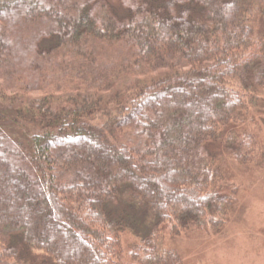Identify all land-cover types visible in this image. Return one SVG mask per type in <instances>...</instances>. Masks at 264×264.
I'll use <instances>...</instances> for the list:
<instances>
[{
  "label": "trees",
  "instance_id": "16d2710c",
  "mask_svg": "<svg viewBox=\"0 0 264 264\" xmlns=\"http://www.w3.org/2000/svg\"><path fill=\"white\" fill-rule=\"evenodd\" d=\"M263 112L264 0H0V264H184Z\"/></svg>",
  "mask_w": 264,
  "mask_h": 264
},
{
  "label": "rangeland",
  "instance_id": "374dc122",
  "mask_svg": "<svg viewBox=\"0 0 264 264\" xmlns=\"http://www.w3.org/2000/svg\"><path fill=\"white\" fill-rule=\"evenodd\" d=\"M221 165L227 178L241 186L226 228L218 234L190 230L176 237L166 232V246L178 249L184 264H264V164L242 167L223 155Z\"/></svg>",
  "mask_w": 264,
  "mask_h": 264
}]
</instances>
